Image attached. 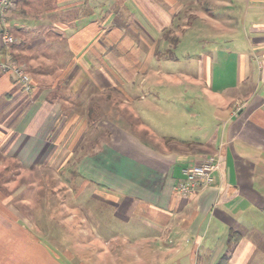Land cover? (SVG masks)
Returning <instances> with one entry per match:
<instances>
[{
    "label": "crops",
    "instance_id": "1",
    "mask_svg": "<svg viewBox=\"0 0 264 264\" xmlns=\"http://www.w3.org/2000/svg\"><path fill=\"white\" fill-rule=\"evenodd\" d=\"M205 2L176 26L185 35L198 17L211 50L179 75L181 93L160 94L182 3L16 1L0 61L25 66L32 90L0 72V264H63L42 237L64 219L102 264H264V0ZM138 83L183 108L143 102ZM209 157L221 159L212 184L181 197L182 170ZM134 218L147 229L120 249L115 223Z\"/></svg>",
    "mask_w": 264,
    "mask_h": 264
},
{
    "label": "rangeland",
    "instance_id": "2",
    "mask_svg": "<svg viewBox=\"0 0 264 264\" xmlns=\"http://www.w3.org/2000/svg\"><path fill=\"white\" fill-rule=\"evenodd\" d=\"M206 0H166V3L164 4L168 8L172 9L173 6L178 5L182 3L183 9L181 12V15L175 16L174 19V26L168 33V37L172 39L171 43H169L171 46H168L167 48L170 49V52H167L165 49H160V54L163 56L160 59V62L157 64L162 68L163 74L160 76V83H158L155 86V91L162 93H171V94H178L181 93L183 90L182 88L177 87L178 81H179V75L180 74H188V72L193 73L194 71L198 70V67L196 66V60L198 59V56L200 53L209 54L211 50V32L208 26L205 23H201L195 15L188 18L189 24L187 25V31L185 32V35H182L179 37V29L176 26V24L179 21L180 16L184 15L187 12L193 11L194 13L202 11V9H206L207 3ZM122 4H118L116 6H119ZM204 11V10H203ZM209 11V10H207ZM127 16H130L127 14ZM135 21V20H134ZM205 24V25H204ZM183 34V33H182ZM178 39V41H177ZM177 44H175L176 42ZM169 55L170 58H167ZM169 59V60H167ZM16 62V61H15ZM18 64V63H17ZM22 68H25V66H22L18 64ZM168 70V71H167ZM27 72V70H26ZM168 72L171 74L170 78L168 77ZM28 73V72H27ZM141 79V77L137 78ZM170 81V82H169ZM164 82V83H163ZM117 85L123 87L126 89V85L124 84H118ZM140 86V92L143 93L140 95L141 97L144 96L143 102L151 103V105L161 108L162 110H166L169 105H171V110H173V105H176V108H183V105L180 104V101L178 100L176 103L175 101L169 102L160 97H156L153 94V89L149 90L148 84H140L138 83V87ZM135 89H138L135 87ZM129 91L128 89H126ZM155 97V98H154ZM1 102V100H0ZM150 106H143L141 111L144 113V118L149 120L151 119L158 127L163 129L164 131H169L168 129L170 126V122L166 119H164L163 114L161 112H156L154 114V110H152ZM174 111H172L173 113ZM2 118V117H0ZM131 133V131H128ZM70 166V165H69ZM68 166V167H69ZM67 167V168H68ZM69 169H72V166L69 167ZM52 180H46L47 183H50ZM46 185V184H44ZM29 187H33L31 184ZM83 200V197L81 198ZM55 208L53 207V210ZM52 210V209H51ZM61 216H59L60 218ZM61 219V218H60ZM59 219V220H60ZM108 220L104 221L107 223ZM79 222V221H78ZM57 227L53 228V232H55L52 243L47 240L46 237H42L44 241H47L48 246H51V249L53 252L58 256V259L63 264H102V259L100 258H91L90 255L92 253L90 251L84 253L82 252V248L84 247L85 238L83 236V230L80 228L78 230L77 223L73 224V227L66 225V220L60 221L58 223ZM108 225H111L110 227H113L114 224L110 221L108 222ZM116 228L118 232L123 233V238L117 239V246L120 248L123 246V249L126 250L129 243L127 242V238L133 237L136 233H139L142 230H145L147 228L143 227L141 225V221L134 218L131 221L126 220H117V223H115ZM126 237V238H125ZM99 247H101V244H98ZM121 249V248H120ZM69 251L70 254H74L76 259L70 260L68 256L65 254V252ZM132 262L131 256L128 254H124V261L122 264H130ZM104 263V262H103ZM114 262L111 259H108V261H105V264H113Z\"/></svg>",
    "mask_w": 264,
    "mask_h": 264
},
{
    "label": "built area",
    "instance_id": "3",
    "mask_svg": "<svg viewBox=\"0 0 264 264\" xmlns=\"http://www.w3.org/2000/svg\"><path fill=\"white\" fill-rule=\"evenodd\" d=\"M17 0H0V41L3 45H11L15 38L7 27L9 14L14 10ZM0 72L15 74L24 89L32 90V80L24 68L15 61L7 63L0 61ZM221 170V159L209 157L182 170L184 179L176 186L177 193L183 198L196 195L199 191L210 186L213 182V173Z\"/></svg>",
    "mask_w": 264,
    "mask_h": 264
}]
</instances>
